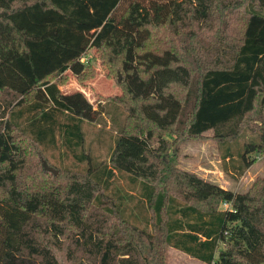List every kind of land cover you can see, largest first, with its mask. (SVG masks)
I'll use <instances>...</instances> for the list:
<instances>
[{
	"label": "trees",
	"instance_id": "obj_1",
	"mask_svg": "<svg viewBox=\"0 0 264 264\" xmlns=\"http://www.w3.org/2000/svg\"><path fill=\"white\" fill-rule=\"evenodd\" d=\"M121 1L0 0L17 41L15 60L0 63V264H167L168 247L204 264H264V178L245 193L224 189L177 168L166 138L212 130L224 145L249 132L245 167L264 155V0H171L164 15L131 1L118 18ZM91 48L125 76L107 106L126 115L111 117L107 163L81 153L85 171L54 175L37 149L55 141L58 113L68 114L64 142H83L92 107L57 85L67 70L92 75ZM115 172L138 183L141 220L106 194Z\"/></svg>",
	"mask_w": 264,
	"mask_h": 264
},
{
	"label": "rangeland",
	"instance_id": "obj_2",
	"mask_svg": "<svg viewBox=\"0 0 264 264\" xmlns=\"http://www.w3.org/2000/svg\"><path fill=\"white\" fill-rule=\"evenodd\" d=\"M131 1H137L146 9L153 8L154 5L163 7V15L169 11V2L171 0H122L118 10L117 17L123 13L125 8ZM1 24V23H0ZM80 38H87V32L75 31ZM17 53V41L13 38L6 26L0 25V63L11 64ZM89 63L92 75L80 82L75 75L67 70L66 81L58 84L59 91L64 95L81 93L86 101L91 105L93 113L90 120L81 122V132L83 133V142L79 146H70L64 142L62 130L57 129L60 124L67 122V113H58L55 125V141L47 140L41 144V148L37 149V155H42L43 161L53 169L69 170V171H85L86 162H80L77 156L81 153L89 155L94 163H107L109 152L118 124L112 122L111 117L117 115L118 123L123 122L126 112L120 106L121 113L116 114L109 107L108 101H112L113 97H120L123 94L120 84L125 76L117 74V76L108 73L107 68L101 63L94 49H88ZM87 59H83L85 62ZM135 62L132 66L135 67ZM129 82L131 78H128ZM133 87H137L135 80L132 79ZM117 104V103H116ZM108 111V112H107ZM111 115H109V114ZM31 115L27 111L20 118V125L24 128L28 125L26 117ZM213 131H206L201 138L198 139H178L171 135L166 138L177 141L176 167L198 175L209 182L218 184L224 189L237 193H245L252 187L254 181L258 178H264V155L256 156L253 164L245 167V161L240 156V151L245 142L252 136L249 132L245 136L233 143L220 145L213 139ZM170 154L172 151L170 150ZM35 156V158L37 157ZM77 155V156H76ZM34 158V156H33ZM56 174V175H57ZM106 187V194L117 207H125L126 214L136 215V219L140 216L134 209L139 203V186L134 183L126 174L116 173L111 179L102 183ZM223 207V205H222ZM141 220V219H140ZM139 223V222H138ZM167 264H204L188 255L172 248H167Z\"/></svg>",
	"mask_w": 264,
	"mask_h": 264
},
{
	"label": "water",
	"instance_id": "obj_3",
	"mask_svg": "<svg viewBox=\"0 0 264 264\" xmlns=\"http://www.w3.org/2000/svg\"><path fill=\"white\" fill-rule=\"evenodd\" d=\"M42 165H43V168H44L45 170H47V171L53 173L54 175L57 174V170H55V169H53L52 167L48 166V165L46 164L45 161H43Z\"/></svg>",
	"mask_w": 264,
	"mask_h": 264
},
{
	"label": "built area",
	"instance_id": "obj_4",
	"mask_svg": "<svg viewBox=\"0 0 264 264\" xmlns=\"http://www.w3.org/2000/svg\"><path fill=\"white\" fill-rule=\"evenodd\" d=\"M82 60H83V59H82ZM223 207H224V208H228V207H229L228 203H223Z\"/></svg>",
	"mask_w": 264,
	"mask_h": 264
}]
</instances>
